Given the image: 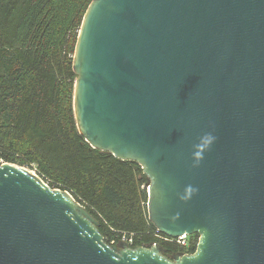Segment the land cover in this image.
<instances>
[{"label": "water", "instance_id": "1", "mask_svg": "<svg viewBox=\"0 0 264 264\" xmlns=\"http://www.w3.org/2000/svg\"><path fill=\"white\" fill-rule=\"evenodd\" d=\"M74 112L141 164L148 212L194 253L110 245L68 190L0 163V264H264V0H92Z\"/></svg>", "mask_w": 264, "mask_h": 264}, {"label": "trees", "instance_id": "2", "mask_svg": "<svg viewBox=\"0 0 264 264\" xmlns=\"http://www.w3.org/2000/svg\"><path fill=\"white\" fill-rule=\"evenodd\" d=\"M91 1L0 0V163L35 167L52 188L68 190L109 244L126 234L132 247L159 242L167 257L194 253L197 233L181 246L150 220L141 164L94 148L78 129L73 60Z\"/></svg>", "mask_w": 264, "mask_h": 264}, {"label": "built area", "instance_id": "3", "mask_svg": "<svg viewBox=\"0 0 264 264\" xmlns=\"http://www.w3.org/2000/svg\"><path fill=\"white\" fill-rule=\"evenodd\" d=\"M110 240H111V244L110 245H117L119 243L126 242V243H128L131 246L134 243V238L132 236H128L126 234H123L122 236L113 237ZM170 240H173V238H171ZM175 241L181 246L188 247L189 244H190V235L183 234V235L177 237L175 239Z\"/></svg>", "mask_w": 264, "mask_h": 264}, {"label": "flooded vegetation", "instance_id": "4", "mask_svg": "<svg viewBox=\"0 0 264 264\" xmlns=\"http://www.w3.org/2000/svg\"><path fill=\"white\" fill-rule=\"evenodd\" d=\"M154 244H158V245H160L161 247H162V249H163V252L165 251V249L163 248V246L159 243V242H155V243H153V245ZM138 246V245H137ZM171 256H173L174 254H170Z\"/></svg>", "mask_w": 264, "mask_h": 264}, {"label": "rangeland", "instance_id": "5", "mask_svg": "<svg viewBox=\"0 0 264 264\" xmlns=\"http://www.w3.org/2000/svg\"><path fill=\"white\" fill-rule=\"evenodd\" d=\"M27 168V167H26ZM29 169V168H28ZM30 170H32L33 172H35V173H37V171H36V168L34 167V169L32 168V169H30ZM38 174V173H37Z\"/></svg>", "mask_w": 264, "mask_h": 264}]
</instances>
